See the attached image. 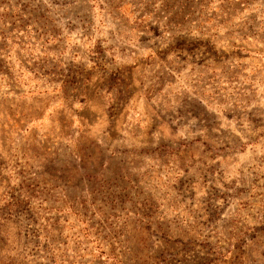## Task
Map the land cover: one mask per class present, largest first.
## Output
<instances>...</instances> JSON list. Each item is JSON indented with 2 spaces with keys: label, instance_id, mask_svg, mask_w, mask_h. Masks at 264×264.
Returning a JSON list of instances; mask_svg holds the SVG:
<instances>
[{
  "label": "rangeland",
  "instance_id": "1",
  "mask_svg": "<svg viewBox=\"0 0 264 264\" xmlns=\"http://www.w3.org/2000/svg\"><path fill=\"white\" fill-rule=\"evenodd\" d=\"M0 264H264V0H0Z\"/></svg>",
  "mask_w": 264,
  "mask_h": 264
}]
</instances>
